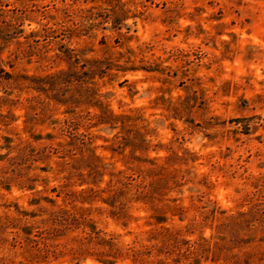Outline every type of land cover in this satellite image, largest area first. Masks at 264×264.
<instances>
[{
	"label": "rangeland",
	"instance_id": "rangeland-1",
	"mask_svg": "<svg viewBox=\"0 0 264 264\" xmlns=\"http://www.w3.org/2000/svg\"><path fill=\"white\" fill-rule=\"evenodd\" d=\"M41 207L114 264H264V0H0V238Z\"/></svg>",
	"mask_w": 264,
	"mask_h": 264
},
{
	"label": "trees",
	"instance_id": "trees-1",
	"mask_svg": "<svg viewBox=\"0 0 264 264\" xmlns=\"http://www.w3.org/2000/svg\"><path fill=\"white\" fill-rule=\"evenodd\" d=\"M89 64L84 74L92 77L101 68L94 69L96 61ZM85 64H83V67ZM74 80H80V76H74ZM50 202L53 200L48 199ZM47 214L42 216V214ZM24 215L31 218L42 216L34 222H24L20 225L11 224L15 228L10 239L1 237V243H7L8 253L0 255V264H55L66 261L70 264H80L86 257H93L102 264H114L119 255L115 243L110 238L101 237L98 230L89 224L90 231L80 237H69L60 240L65 235V230L70 229L78 218L66 209L49 210L40 208L38 211H23ZM163 217H157L162 220ZM2 230L4 225H0ZM137 252H135L136 254ZM231 264H240V257L233 255ZM249 263L247 259L243 260Z\"/></svg>",
	"mask_w": 264,
	"mask_h": 264
}]
</instances>
